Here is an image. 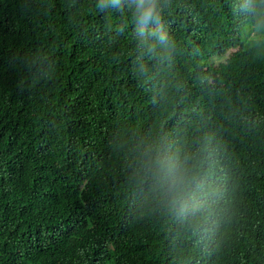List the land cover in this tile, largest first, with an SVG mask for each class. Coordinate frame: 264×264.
I'll return each mask as SVG.
<instances>
[{
  "label": "trees",
  "instance_id": "16d2710c",
  "mask_svg": "<svg viewBox=\"0 0 264 264\" xmlns=\"http://www.w3.org/2000/svg\"><path fill=\"white\" fill-rule=\"evenodd\" d=\"M244 2L161 0L172 46L150 52L127 7L0 0V264H264V35ZM159 132L211 155L208 227L138 194Z\"/></svg>",
  "mask_w": 264,
  "mask_h": 264
},
{
  "label": "clouds",
  "instance_id": "9594fccd",
  "mask_svg": "<svg viewBox=\"0 0 264 264\" xmlns=\"http://www.w3.org/2000/svg\"><path fill=\"white\" fill-rule=\"evenodd\" d=\"M96 5L102 12L115 9L117 13L127 7L136 34L148 51H154L156 43L172 46L161 0H96ZM242 6L253 14L259 8L256 32L264 35V0H245ZM134 166L142 198L193 231L211 224L218 189L209 153L189 151L178 140L159 132L137 145Z\"/></svg>",
  "mask_w": 264,
  "mask_h": 264
},
{
  "label": "rangeland",
  "instance_id": "374dc122",
  "mask_svg": "<svg viewBox=\"0 0 264 264\" xmlns=\"http://www.w3.org/2000/svg\"><path fill=\"white\" fill-rule=\"evenodd\" d=\"M227 57H229L230 60H233L234 57H235L234 50H229V51L227 52Z\"/></svg>",
  "mask_w": 264,
  "mask_h": 264
}]
</instances>
